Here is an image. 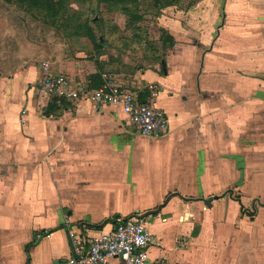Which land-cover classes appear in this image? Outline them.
<instances>
[{"label":"crops","instance_id":"0c3cea01","mask_svg":"<svg viewBox=\"0 0 264 264\" xmlns=\"http://www.w3.org/2000/svg\"><path fill=\"white\" fill-rule=\"evenodd\" d=\"M116 10L88 36L0 0V264H66L65 216L94 234L152 209L150 257L264 264V0L155 7L137 25L171 41L142 49ZM42 60L72 85L110 74L164 110L167 134H140L117 104L43 107Z\"/></svg>","mask_w":264,"mask_h":264},{"label":"built area","instance_id":"2783aa9c","mask_svg":"<svg viewBox=\"0 0 264 264\" xmlns=\"http://www.w3.org/2000/svg\"><path fill=\"white\" fill-rule=\"evenodd\" d=\"M40 68L42 76L37 82L36 92L43 107L51 98L88 101L100 106L117 104L140 134L150 138L167 134L169 121L164 110L149 102L138 101L110 74H105L98 86L89 87L72 85L64 74H52L46 60L40 62ZM64 226L72 248L66 264H111L112 259L120 264H165L163 260L149 256L147 247L152 235L136 214L117 217L112 228L94 234L90 233L85 222L72 223L67 216ZM41 234H48V231L43 230Z\"/></svg>","mask_w":264,"mask_h":264},{"label":"trees","instance_id":"16d2710c","mask_svg":"<svg viewBox=\"0 0 264 264\" xmlns=\"http://www.w3.org/2000/svg\"><path fill=\"white\" fill-rule=\"evenodd\" d=\"M13 1V0H9ZM24 7L25 10L31 12L33 15L38 16L43 22L53 24L58 28L69 29L68 33H82L91 36V27L87 19L84 23L76 24L73 28L70 27V22L65 15L66 11L73 10L71 2L81 3L84 0H14ZM98 4H106L110 7L120 6L128 16V23L132 24L143 19L142 13L133 11V4L139 3L137 0H96ZM149 7L161 8L169 5H175L181 0H150ZM135 4V5H136ZM137 6V5H136ZM138 27V25L136 24ZM160 31H164L161 29ZM165 32V31H164ZM165 34H167L165 32ZM166 38L171 41V36L167 34Z\"/></svg>","mask_w":264,"mask_h":264},{"label":"rangeland","instance_id":"374dc122","mask_svg":"<svg viewBox=\"0 0 264 264\" xmlns=\"http://www.w3.org/2000/svg\"><path fill=\"white\" fill-rule=\"evenodd\" d=\"M139 3L133 4L134 6L133 11L137 13H144L148 12L149 14H152L157 10H154V7H149V3L152 2L150 0H137ZM71 7L73 10L66 11L64 16H67V20L70 22V27H74L76 24H83L84 20L87 19L89 24L93 22L94 19L102 18L104 19L105 17L109 18L110 16L114 15L117 12V7H110L109 5L106 4H98L96 0H84L81 3L78 2H71ZM170 6V5H169ZM121 11V9H120ZM128 18V16H126ZM141 23L140 21L129 24L127 21L125 23L126 26V33H128V36H130L132 32L131 37L133 35H137V37L133 38V41L130 42L128 39V42H130V45H134L135 48H140L142 49L143 47H153L160 45L161 43L167 44L169 43V39L166 38L167 34H165L164 31H155L156 25L153 22H150V25L148 26L149 30L145 28H139L137 27L136 24ZM148 32V33H147ZM159 35V41L153 40V38H157ZM161 42V43H160ZM141 54L142 52H138ZM135 54V55H139Z\"/></svg>","mask_w":264,"mask_h":264},{"label":"water","instance_id":"95a60500","mask_svg":"<svg viewBox=\"0 0 264 264\" xmlns=\"http://www.w3.org/2000/svg\"><path fill=\"white\" fill-rule=\"evenodd\" d=\"M154 211H156V209L148 210V211H146L144 213L137 214V217L142 219L144 216H146L147 214H149L151 212H154Z\"/></svg>","mask_w":264,"mask_h":264}]
</instances>
